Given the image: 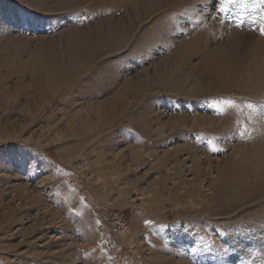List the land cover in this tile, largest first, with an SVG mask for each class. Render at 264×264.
Masks as SVG:
<instances>
[{
  "label": "rangeland",
  "instance_id": "obj_1",
  "mask_svg": "<svg viewBox=\"0 0 264 264\" xmlns=\"http://www.w3.org/2000/svg\"><path fill=\"white\" fill-rule=\"evenodd\" d=\"M201 2L0 0V264H264V0Z\"/></svg>",
  "mask_w": 264,
  "mask_h": 264
},
{
  "label": "snow or ice",
  "instance_id": "obj_2",
  "mask_svg": "<svg viewBox=\"0 0 264 264\" xmlns=\"http://www.w3.org/2000/svg\"><path fill=\"white\" fill-rule=\"evenodd\" d=\"M239 3V0H207L206 3L202 2L195 6V10L193 11V16H202L203 19H201L198 23H202L204 19H207L209 16H213V13L216 15L213 18L220 19L221 23H227V17L232 15V6L237 5ZM174 18H169L168 27H170L172 30L177 29V25L173 23ZM195 21L191 18H186V23L184 25L179 26L180 30L182 31L184 27L187 26V24L194 23ZM243 21L241 20L239 23L236 24V27H242ZM259 31L262 36H264V17L261 18V23L259 26ZM250 108L252 107L251 104L248 105ZM264 107V106H262ZM264 118V117H262ZM220 149L213 147L212 151H219ZM99 224V221L96 222ZM146 224H149L151 222L145 221ZM161 227H166V225H162ZM225 239H220L219 244H216V241H212V246H215L217 252L219 253H226L227 247L225 246V240L227 235V229H225L224 234ZM210 247L207 243L205 244V248ZM192 253L195 254L197 252V249L195 247L192 248ZM195 255L193 256V260H195Z\"/></svg>",
  "mask_w": 264,
  "mask_h": 264
},
{
  "label": "bare ground",
  "instance_id": "obj_3",
  "mask_svg": "<svg viewBox=\"0 0 264 264\" xmlns=\"http://www.w3.org/2000/svg\"><path fill=\"white\" fill-rule=\"evenodd\" d=\"M88 54V53H87ZM90 56V55H89ZM82 66V65H81ZM51 74V73H50ZM83 74V73H82ZM49 75V74H48ZM44 76V75H43ZM45 77V76H44ZM51 78V77H50ZM42 84H43V82H42ZM52 85H53V83H52ZM50 86V85H49ZM37 87V86H36ZM54 87V86H53ZM42 89V88H41ZM51 89V88H50ZM55 89H57V88H55ZM48 91H49V89H47ZM52 90V89H51ZM57 91V90H56ZM51 92L52 91H49V93L51 94ZM53 93H54V91H53ZM56 94V93H55Z\"/></svg>",
  "mask_w": 264,
  "mask_h": 264
}]
</instances>
